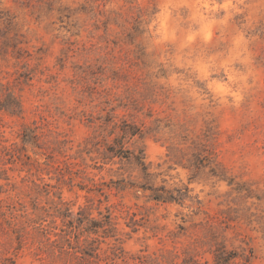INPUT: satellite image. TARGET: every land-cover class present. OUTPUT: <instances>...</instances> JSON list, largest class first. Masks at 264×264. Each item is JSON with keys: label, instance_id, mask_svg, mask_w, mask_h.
Returning a JSON list of instances; mask_svg holds the SVG:
<instances>
[{"label": "clouds", "instance_id": "1", "mask_svg": "<svg viewBox=\"0 0 264 264\" xmlns=\"http://www.w3.org/2000/svg\"><path fill=\"white\" fill-rule=\"evenodd\" d=\"M0 264H264V0H0Z\"/></svg>", "mask_w": 264, "mask_h": 264}]
</instances>
